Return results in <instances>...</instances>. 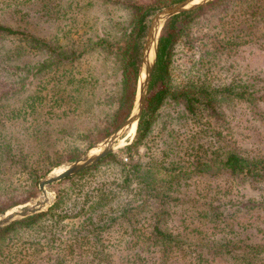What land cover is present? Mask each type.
I'll return each mask as SVG.
<instances>
[{"label": "trees", "instance_id": "16d2710c", "mask_svg": "<svg viewBox=\"0 0 264 264\" xmlns=\"http://www.w3.org/2000/svg\"><path fill=\"white\" fill-rule=\"evenodd\" d=\"M6 1L1 8L18 15L16 21L33 16L23 9L25 0ZM55 1L57 30L48 37L0 19V212L36 196L39 178L52 165L77 157L124 119L150 17L179 0ZM218 1L168 18L124 155L111 151L63 178L48 209L2 227L0 264H264V131L247 135L235 122L223 124L227 114L238 116L239 104L246 121L255 117L264 105V84L249 72V61L238 82L221 86L206 81L205 70L194 66L199 59L192 57L184 72L171 65L193 18ZM102 6L111 10L100 26ZM112 7L124 14L115 16ZM87 10L93 22L85 19ZM260 19L264 0H248L247 25ZM261 32L253 35L264 36V27ZM232 42L227 36L219 47ZM101 103L102 115L78 131L74 121ZM63 133L77 137L64 153L50 151ZM66 218L77 222L67 228Z\"/></svg>", "mask_w": 264, "mask_h": 264}, {"label": "rangeland", "instance_id": "374dc122", "mask_svg": "<svg viewBox=\"0 0 264 264\" xmlns=\"http://www.w3.org/2000/svg\"><path fill=\"white\" fill-rule=\"evenodd\" d=\"M6 2H7L6 0H0V11H1L0 19L3 20L4 22H7L9 24H16L17 22H20L21 24L26 25L29 29L33 30L35 33H38L45 37L51 36L57 30L56 27L57 25L53 21V18L56 17L53 12L56 4L55 0L53 1L25 0L23 3V9L24 10L27 9L30 12L29 14H32L33 16L32 17L25 16L20 21H16L17 17H19L18 15L13 18L9 13L10 12L9 10H4L1 8V5L5 4ZM247 4H248V0H220L218 1L217 4L205 7L203 10L199 11L196 14V16L193 18L189 33L188 34L185 33L184 36L181 38V40L178 42V44L174 47L173 54L171 55V65L179 67V70L184 72V70L188 68V65L192 63L193 61L191 59L192 57L195 58V60L199 59L198 64L194 66H200L202 70H205L204 76L206 81L213 86L214 85L221 86V85H226L231 81L238 82L237 79L242 78L243 73L246 70L244 64L247 61H249L250 67L252 68V69H248L249 72L255 75L257 74L259 77V79L257 80L261 83V85H263L264 84V36L257 38L253 34L262 33L261 28L264 27V20L263 19L254 20L252 25L248 26ZM9 7L10 9L14 8L13 5H10ZM112 9H114L115 16L119 17V14H124L123 9H119L116 7H112ZM46 10H49V12H51L52 14L47 13ZM108 10L111 9L105 8L104 6L99 8V12L102 13V15L100 16L102 20L100 22V26L104 22H106L105 16H106V11ZM85 19L89 22L94 21V14L92 10H87V18ZM63 22H65V20ZM62 25H64L65 28H67L65 24L62 23ZM241 27H243V29H241ZM243 30L245 31V33L247 31L250 32L246 33L243 36L242 33L244 32ZM227 36H231V38L233 39L231 46L225 48L222 46L219 47L220 40H224ZM214 46L219 47L216 49V51H214L213 53L214 56L209 55L208 58H204L205 59L204 61H200L202 54L205 53L207 50H214ZM232 46L234 49H232ZM41 57H42L41 55L26 56L27 59H30L32 61L37 60L38 58ZM109 69L111 71V76H112L114 72L112 71L111 66L109 67ZM9 72L10 71L5 72V74L2 75H5L6 77L9 74ZM108 83L109 85H111V87H113L115 84L114 77L109 78ZM32 84H33L32 87H35V81ZM173 104H174L173 102L170 104L168 103L166 105L167 107L165 108L164 112L167 111L168 106H170V108L174 107ZM103 106L104 105L102 103L99 104L92 115L86 118H82L81 120L74 121V123L78 127L77 130L80 131L84 128H87L89 125L92 124V122L95 119H97L98 116L102 115ZM227 108L228 106H226V112L229 113ZM239 108L240 111L238 116L231 117V119H236V121H232L227 114L226 115L227 119L224 117L225 121H223V124H226L227 126H230L232 123L235 126L237 124L236 128L238 130L239 129L243 130V134H247V135L249 132L253 134V132H255L256 130L260 132L264 131V121L263 122L259 121L262 115L261 111H264V105L261 108V110H259V113L255 117L251 116L248 121H246L245 119L246 109L242 108V104H239ZM220 118L222 119L223 117L220 116ZM213 120L215 121V116ZM258 122L260 123L259 126H258ZM258 127H262V128H258ZM133 129L130 132L128 131L127 134H125L121 138V140L118 141L116 147L114 148L113 151L116 152L118 156L124 155L122 147L133 138L136 131V127ZM75 134L77 133L58 134L59 136L57 135L58 136L57 139L54 140V143L48 146V149L51 151L54 148H57L56 150L58 152L64 153L67 150L68 145L72 143V140L76 136ZM105 136L95 140L89 146L84 147L81 153L77 157H79L87 148H89L96 142L100 141ZM263 142H264V137H263ZM39 153H42V148L34 152L35 155ZM73 159H64V158L61 159L59 162H57V164L55 163L54 165H52L41 177L46 176V174L50 170H53L55 166L67 163ZM62 169L63 167H59L56 169L55 172H59ZM19 176L22 178L21 174ZM59 181L51 183L48 186V200H47L48 206L43 210L48 209L56 201L57 188L59 186L64 185V183H59ZM38 189L39 192L36 196L30 197L29 199L20 203L32 202L42 197V191L39 188V185H38ZM235 198L240 200L242 197H235ZM71 222L76 223L77 218H66L65 223L67 228H69ZM13 264H23V262L21 260L20 261L14 260Z\"/></svg>", "mask_w": 264, "mask_h": 264}, {"label": "water", "instance_id": "95a60500", "mask_svg": "<svg viewBox=\"0 0 264 264\" xmlns=\"http://www.w3.org/2000/svg\"><path fill=\"white\" fill-rule=\"evenodd\" d=\"M211 0H179L157 9L150 18L145 39L141 47L140 62L137 72V88L134 100L125 118L109 132L104 138L87 148L79 157L67 163L57 165L50 170L46 176L38 181L42 191V197L32 202L20 203L0 212V229L5 225L34 214L48 206V186L65 177L72 176L81 170L91 166L109 152L113 151L118 141L127 134L134 123H138L140 115L146 103L151 76L157 60V48L161 29L164 23L174 14L188 11L206 4ZM63 167L59 172L57 168Z\"/></svg>", "mask_w": 264, "mask_h": 264}, {"label": "bare ground", "instance_id": "6f19581e", "mask_svg": "<svg viewBox=\"0 0 264 264\" xmlns=\"http://www.w3.org/2000/svg\"><path fill=\"white\" fill-rule=\"evenodd\" d=\"M133 128H135V124L133 123L132 125H131V127L129 128V132L133 129ZM134 130V129H133ZM47 192V195H48V191H46Z\"/></svg>", "mask_w": 264, "mask_h": 264}]
</instances>
